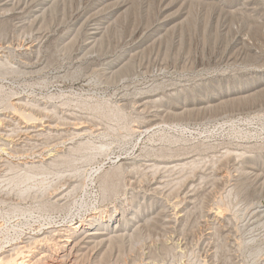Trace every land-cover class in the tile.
Segmentation results:
<instances>
[{"label":"rangeland","instance_id":"rangeland-1","mask_svg":"<svg viewBox=\"0 0 264 264\" xmlns=\"http://www.w3.org/2000/svg\"><path fill=\"white\" fill-rule=\"evenodd\" d=\"M26 1H28L27 4ZM93 1L69 0L63 11L54 14L60 16L61 21L60 17L48 16L50 21L46 19L43 26L39 24L27 26L25 22L30 20H20L16 16L14 18L15 13L20 11L17 6L23 3L24 5L21 7L24 9L21 11L25 13L31 8L32 0H13L14 4L12 3L8 9L0 10V15L10 19L7 36L0 38V54L5 56H3L4 59L8 57L7 60L14 66L25 68L26 65H29L27 67L32 69L29 71L30 74H27L28 72L16 75L8 74L3 79L1 78L0 87L3 91L0 89V97L12 102L20 96L23 101H28L27 112L35 111L33 114L35 113L36 117L34 116V118L32 114L33 118L30 117L32 120L39 117L40 120L44 114L45 116L49 114L48 116L52 117L56 115V118L61 117L59 120L69 119L70 116L72 119L75 116L73 120L77 121L84 119L92 121L91 119H93L101 125H98L101 128H105L106 126L103 125L112 121L111 123L116 128L115 132L119 135L122 134L127 140L123 138L124 143L120 140H118L119 142L114 141L107 154L97 156L94 165L98 168L101 167L102 170H108L120 159H128L129 165L127 164L126 168L124 167L125 170L123 168L121 171L122 178L119 176L121 179H118L120 183L117 189L105 194L107 197L104 198V201L101 198L96 201L94 195L97 188L93 192L89 186L78 193L74 205L71 204L65 208H56L47 202H39L31 197H19L13 191V186H10L4 178V180L1 179L0 252L10 243L19 241L24 234L33 231V229L65 223V220L60 217L65 219L69 209L75 211L84 205L85 210L89 212L97 207V210L102 212L116 209L122 212L125 209L127 217L136 219H131L134 221H132L133 223L131 220L128 221V231L122 235L121 240L119 238V241H116L117 238H114L113 241L103 246L97 257L89 254L80 264H251L254 258L257 264H264V250L254 257L247 248L248 245L256 243L264 244V215L250 216L253 208L251 206H254L255 202L259 201L258 203L264 205V165H254L256 168L248 166V161L254 156L256 158L264 155V90L249 100L218 104L216 107L211 105L212 107L208 106L209 108L206 109L197 107V111L196 108H193V110L190 109L191 111H184L182 116H180L181 114L177 115L178 117L171 116L172 114H169L168 111L160 117V119L163 118L161 121L157 120L158 126L154 125L145 131L139 130L137 126L149 117L151 118L157 110L164 111L166 107L163 106L164 103H158L157 105L151 104L145 110H140L141 112L136 108V100L144 94H157L156 96L162 97L164 102L169 98L167 94L171 92H180V89V93L189 94L191 90V92H196L199 85L205 86L212 80H217L221 84L224 89L222 91H226V88L232 90L240 83L244 85L243 88L247 87L248 84L246 86L243 84L247 77L254 76L256 82L264 81V0H245V2L244 0H201L202 2L188 0V2L194 1L193 7L191 4V12L193 11L194 15L196 12V26L182 29L183 32L182 25L176 24V27L173 24L172 27L175 28H172L171 32L169 31L170 36L174 35L172 39L169 35L168 38L159 37L160 39H156V41H154L155 38L151 39L147 48L145 47L142 51L143 53L140 50L138 58L141 61L137 63L135 74L116 80H109L99 72L105 71L107 61L115 58L120 51V45H134L133 34L142 28L143 24L147 26L158 17L170 15L171 12L167 14L166 9H162L161 6L164 4V8L168 2L174 0L134 1L135 3L133 2L130 8L133 9L128 10L125 21H122L118 36L116 35L114 40L111 39L112 36L110 37L111 42L109 41V45H106L103 52L99 53L100 56L89 57L87 61L90 66L86 64L81 68L80 74L70 75L68 71L76 69L79 64L80 54L78 52H80V45L83 44V33L75 38V46L70 50L73 52L68 51L69 54L56 48L53 42L57 37L68 33V22L70 23L72 19L76 18V15L86 11L89 2ZM208 1L211 2L209 5H207ZM251 1L257 4L254 7L248 6L247 3ZM104 8L106 9L107 6H102L100 9ZM205 21H207L208 27H205ZM221 22L223 24L226 22L225 28ZM247 30L249 31L247 32ZM236 32L248 37V42L255 45L257 51L253 52L246 49L247 47L242 48L241 46L242 49L232 48V38ZM30 43L35 46L28 50L26 46ZM234 50H238L239 54V51L243 50V52L241 51L239 56ZM51 52H56L55 58L58 60H53L48 66L45 61L48 58L51 59L49 57ZM223 55L224 57H222ZM227 56H231L232 59ZM236 56L240 58L238 59ZM42 66L45 68L40 69ZM89 67H93L96 73L92 72ZM189 87L191 88L189 89ZM12 94L15 95L14 98ZM192 98L194 97L189 94L187 99L192 100ZM31 102L36 106L35 110ZM38 104L41 105L40 109L37 107ZM102 106L110 108V110L119 109L122 118L104 116L97 109ZM4 108L7 107H0V110L3 109V117L6 116L4 118L9 119L12 115L16 116L11 107H8V110ZM46 108L51 111V114ZM67 112L70 114L68 115ZM55 117L54 119H56ZM1 125L0 136L2 132L4 134L8 132L2 128L6 124L3 122ZM0 142H2L0 144L2 148L4 140L0 139ZM1 148L0 156L6 158L3 163H0V171L6 172L10 155L6 156ZM162 148H168L169 152L164 155L161 153ZM186 161L188 163L192 161L195 165L185 163ZM148 163L155 164V167H148ZM176 163L179 167L176 166ZM156 165L160 166L159 169ZM44 175L42 179L37 178L35 181H29V184L37 188L50 185L55 176L51 172ZM43 178L45 181H42ZM241 179L248 185L250 196L257 197L255 198L257 200L254 199L255 201L251 204H247L242 197L236 194L235 187L237 182H241ZM157 185L158 190L153 188ZM187 191L191 195L189 198L185 197ZM101 202L102 204H100ZM211 210L223 212L227 219L225 221L210 219L208 214ZM53 216L58 219H51ZM255 218L256 220H254ZM68 219L70 217L66 220ZM132 227L133 229H131Z\"/></svg>","mask_w":264,"mask_h":264},{"label":"bare ground","instance_id":"bare-ground-1","mask_svg":"<svg viewBox=\"0 0 264 264\" xmlns=\"http://www.w3.org/2000/svg\"><path fill=\"white\" fill-rule=\"evenodd\" d=\"M12 1L13 0H0V10L8 9L12 5V3H13ZM67 1L69 2V0H32L31 3H33V4L31 6V8L28 11H26L25 13H22V11H21V9H24L21 7L22 5H24L22 3V5L20 4V6L19 5L17 6V8L19 7L18 9H20V11L15 13L14 18L16 16L20 20H26V21L30 20L29 21L30 23L28 21L25 22L26 23L25 25H27V26L28 25L34 26L37 24L42 25V24H44L45 21H47L46 19L49 20L48 16L56 17L57 15L56 16L54 15V14H56V12L63 11L64 7L67 6L66 5ZM110 1H111V3H110ZM134 1L136 2V0H94L93 2H89V5L87 6L86 11H83L82 13L76 15V18L72 19L70 23L68 22V28H67V29H69L68 33L66 35L63 34V35L57 37L56 41H54L53 43L56 46V48L64 50V52H67V54H69V52L70 53L73 52L70 50H72V48H74V46H75V42H74L76 40L75 38L78 37V35H80L81 33H83L82 34L84 36L83 44L80 45V52H78L80 54V57H79L80 60L78 61L79 64L77 65L76 69H74L72 71H68V72H70V75L80 74L82 72L81 68L83 66H85L86 64H88V66H90V63L87 61V60H89V57H91L93 55L100 56L99 53H102L103 50L105 49V46L109 45V41L111 39H113L118 33H120L119 31H120L122 21L123 22L125 21L128 10L131 8V5ZM196 1H195V3H196ZM27 2L28 1H26V4H27ZM79 2H80V0H79ZM193 2L194 1L188 2V0H176V1L174 0L173 2L172 1L168 2L164 8H163V6H164V4H163V6H161L162 9H164V10L166 9L165 12L167 11V14H168V12H171L170 15L168 14V16L158 17L157 19L153 20L154 22L149 23L147 26H145V24H143L145 27L143 26L142 28H139V26L134 22L135 25H137L139 28V29L137 28L138 30H136V32L134 31L135 33L133 32L134 33L133 34L134 35V41H132V42H134L133 43L134 45H132V46H127V44L126 45L125 44L120 45V51L118 52V54L115 56L114 59L107 61L105 71L104 70L100 71L99 72L100 75L102 73V75H105V77H107V79H109V80L115 79L116 80V79H119V78L121 79L124 77L128 78V77L132 76L133 74H135L136 69H137L136 66H138L137 63L139 61H141V60H139L138 55L144 50V48L151 41V39L155 38L154 41H156V39H160V38L163 39V37L164 38L167 37L169 35V33L171 32L172 28H175V27H172L173 24L175 26H176V24L182 25L181 30L182 29L185 30L187 28H191V27L196 26V20H197L195 17V16H197L196 12H194L195 15L192 14L193 11L191 12V8L194 6L192 4ZM244 2H245V0H244ZM207 3H208L207 5H209L211 2L208 1ZM212 3H214V2H212ZM87 4H88V2H87ZM191 4H192V7H191ZM247 4H248V6L251 5L252 7H254V5H256L257 3L251 1ZM207 5H205V6H207ZM27 6H29V5H27ZM102 6H104V7L107 6V8L106 9L104 8L105 10L100 9ZM199 6H200V4H199ZM243 7H244V5H243ZM208 8H209V6H208ZM132 9H130V10H132ZM15 10H16V8H15ZM60 13H59V15H60ZM133 15H134V13H133ZM69 16H71V15H69ZM221 16H222V14H221ZM57 17H60V16H57ZM62 18H64V17H62ZM70 18H72V17H70ZM50 19H51V17H50ZM224 19H225V17H224ZM9 20L10 19H7V17L5 18L4 15H0V38L5 36V35L7 36V33L9 32L8 29L10 27V25H9L10 21ZM226 20H227V18H226ZM60 21H61V17H60ZM207 21H205V23H204L205 27L207 26V24H206ZM223 21H225V20H223ZM58 23H59V21H58ZM22 24H24V23L22 22ZM225 25H226V22L223 24L224 28H225ZM12 26L14 27V25H12ZM254 28H255V26H254ZM250 29H251V27H250ZM173 31H174V29H173ZM234 31H235V29H234ZM248 31L249 30H247V32ZM203 33H206V32H203ZM180 35L182 36V34H180ZM40 36H42V35H40ZM111 36H112V38L110 39ZM130 36H132V35H130ZM169 37H170V39H172L174 37V35L173 36L169 35ZM247 39H248V37H245L244 34H241L240 32L234 33L233 38H232V43H233L232 48L235 49L236 47H238L239 49H242L243 47H245V48L247 47L246 49H248L250 51H253V52L257 51V49L255 48V45L248 42L249 40H247ZM180 40H182V39H180ZM166 42L168 43L167 40H166ZM229 42H228V44H229ZM34 46H35V44L30 43L26 46V49L29 50V49L33 48ZM240 46L242 48H240ZM140 50H141V52H140ZM78 51H79V48H78ZM241 51L243 52V50H241ZM241 51H239L240 54L242 53ZM157 52H158V49H157ZM159 52H160V50H159ZM165 52H166V50H165ZM235 52H237V54H239L238 50ZM37 53H39V52H37ZM55 53L56 52H51V55H49V57H51V59L50 58L46 59L47 61H45V62H47L48 66H49V64H51L53 62V60H55V59H56L55 61L58 60L57 58H55L57 55V54L55 55ZM145 53H146V51H145ZM224 54H226V53H224ZM240 54H239V56H240ZM151 55H152V53H151ZM3 56L4 55L0 54V79L1 78L3 79L8 74L16 75V74H22V73H27V72H28L27 74H30L29 71H31L32 69L28 68L29 65H26L25 68L14 66V64L12 65L11 62L9 60H7L8 57L6 59H4ZM164 56H165V53H164ZM142 57H143V55H142ZM222 57H224V55ZM230 57L231 56H229L228 58L232 59ZM232 57H233V54H232ZM39 58H40V56H39ZM34 59L33 60L31 59V61H34ZM36 60H38V59H36ZM14 61H16V60H14ZM40 61H42V60H40ZM44 66H42L40 69L46 67V66L45 67ZM89 68L92 70V72L95 71V69H93V67H89ZM33 73H34V71H33ZM95 73H96V71H95ZM9 76H11V75H9ZM243 84H245V86L247 84L248 85H247V87L243 88L244 85H242L240 83L237 85V87H235L232 90L230 88H226V91H222L224 89H222L221 84L217 80H212V81L207 82L205 84V86L199 85V89H197L196 92H191L192 91L191 90L189 94H191L192 97H194V98H192V100L187 99L189 96L188 93L187 94L186 93H180L181 89H180V92L175 91V92H171L170 94H167V95H169V98L166 99L164 102H163L162 97L158 98L156 96L157 94H155V95H145L144 94V96H140V98H138L136 100V108L139 111L145 110L147 107H150L151 104L157 105L158 103H160V104L164 103L163 106L166 107V109L165 110L163 109L164 111H162L160 109L157 110L155 113L152 114L153 116L151 118L149 117L147 120H144V122H141L137 127L141 131H145V130L152 128L154 125H157L159 123L157 120H159L160 117L163 116L164 113L166 114V112H168V111L170 112L169 114H172L171 116L178 117L177 115L181 114L180 116H182L183 115L182 113L184 111H187V110L189 111L190 109L193 110V108H196V111H197V107H203V109L205 107V109H206V108H209L211 105L212 106L214 105L216 107V105L218 106V104L223 105L225 103L228 104V102L229 103L235 102L237 100H239V101L249 100V99L255 98L260 92H262L264 90V81L256 82V79L254 78V76L252 78H248V77L245 78V81ZM190 88L191 87H189V89ZM0 89H2V88L0 87ZM195 89H196V87H195ZM2 91H3V89H2ZM13 96H15V95L12 94V97ZM8 97H10V96H8ZM0 104H4L1 106H5L7 108L11 107L14 110V114L17 116L16 117V116L12 115L9 117V119L4 118L6 116L3 117V113H2L3 109L0 110V122L2 120H4L3 122L6 124V126H4L2 128L4 131H8L6 134H4L3 132H2L3 134L1 133L0 139H3L4 142H3L2 148H1V146H0V148H1V150H3L4 154H6V156L10 155L9 156V163H8V166L6 167L7 171L6 172L0 171V180L3 178L5 180H7L6 182H9L10 186H13V191L16 192L17 196L22 197V198H24V197L30 198L31 197V199L33 198L39 202H47L56 208H65V207H69L71 204L74 205L76 203L77 195H79L78 193H80V191L83 190V188H85V187L90 186V188L93 189V192H95L94 189L97 188V190H96L97 192H95V195H94L96 197L95 198L96 201L98 200V198H101V200L104 201V198L107 197L105 194H107L108 192L111 193L112 191L117 189V186L120 183L118 179L121 177L120 176L121 171H123V168L125 166H127V164L129 165L128 159H124V160L120 159L118 162L116 161L115 162L116 164L108 170H102L101 167L98 168L97 166L94 165V161H95V159H97V156H99V155L101 156L102 154H105V153L107 154L114 141H116V140L122 141L124 138V136L122 134L119 135L115 132L116 128H115V125L113 126V124L111 123L112 121L109 123L107 122V125H103V126H106L105 128H101L98 126L100 124H98L97 121L95 122L88 115L87 116L92 121L85 120V119L83 121L73 120V118H75V116L72 119L70 116L69 119L67 118L68 120L67 119L59 120L61 117H59V118L57 117L58 120H56L57 119L55 117L56 115L54 116L56 119H54V117H52V116H48L49 115L48 112H50V114H51V111H49V109H47V108L46 109L48 110V112H47L48 115H46V116H45V114H44V116L40 115L42 117V119L44 118L45 120H42V119L39 120V118H40L39 116H38L39 118H36L37 120L36 119L32 120V119H30V117L33 114V112H35V111H33L32 106H31V105L34 106V104H32V102H31L30 106H31V109L33 112H31V113L29 111L27 112L28 101L27 102L23 101L20 98V96L17 100H14L12 102L6 101V98L0 97ZM40 106L38 104V106H37V107H39L38 109H40ZM35 107L36 106H34V110H35ZM7 108H4V109L8 110L9 108L8 109ZM12 109H10V110H12ZM44 109H45V107H44ZM97 109L104 116L105 115L107 117L111 116L113 118L118 117L119 119L122 118V115H121L119 109L117 110L116 108H114V109L110 110V108L108 109L105 106H102V107H100V109L99 108H97ZM36 111H37V108H36ZM5 112H4V114H6ZM45 112H46V110H45ZM194 112H195V110H194ZM52 114H54V113L52 112ZM69 114L70 113H68V115ZM72 114H74V113H72ZM36 115H37V113H36ZM32 116L34 117L35 113ZM33 117H31V118H33ZM28 119H30V120H28ZM77 119L79 120V118H77ZM162 119L163 118H161L160 121ZM118 122H119V120H118ZM125 140H127V139H125ZM122 142L124 143V141H122ZM1 143L2 142H0V144ZM167 152H169L168 148H165V149L162 148L161 153H164V155H165V153H167ZM114 153H115V151H114ZM263 156H257L256 158H254L255 157L254 156L252 159L250 158L251 160L248 161V163H249L248 166L250 165L252 168H256V167H254V165H262V164L264 165V157ZM0 157H1L0 163L1 162L3 163V161L5 160L6 157L5 158H2L3 156H0ZM242 158H243V156H242ZM236 160H238V159H236ZM185 163H188V162L186 161ZM191 163H192V161H191ZM191 163H190V165H191ZM192 164L195 165V163H192ZM225 164H226V162H225ZM225 164H223V165H225ZM179 165H181V164H179ZM149 166L154 168L155 164L148 163V167ZM156 166H158V165H156ZM176 166H178L177 163H176ZM159 167L160 166H158V169H159ZM190 167H192V166H190ZM3 168H5V167L3 166ZM125 168H124V170H125ZM128 168H129V166H128ZM183 168H185V167H183ZM173 169H174V167H173ZM162 170H163V168H162ZM48 172L49 173L51 172V174L55 176L54 180L51 181L52 183L50 185H48V186L43 185L42 188H40V187L37 188L36 186H31L29 184V181H33V180L35 181V179H37V178L42 179V176L44 177L45 173L49 174ZM127 172H129V171H127ZM245 173H247V172H245ZM248 174H249V172H248ZM259 174L262 175L260 172H259ZM154 178H156V177H154ZM256 180H258V179H256ZM42 181H45L44 178ZM263 182H262V184H263ZM43 183H45V182H43ZM247 186L248 185L246 184V182L242 181V179H241V182H237V185L235 187L236 189L235 188L234 189L236 190V194L239 195L240 197H242L243 200H245V202L247 204H251L253 201L257 200V199H255L257 197L250 196V192L248 191ZM153 188L158 190L159 187L157 185ZM111 196H113V195H111ZM189 196H191V195H189L188 191H187L185 193V197L189 198ZM108 197H109V195H108ZM201 198H199V199H201ZM184 200H185V198H184ZM258 202H255L254 206L250 205L251 207H253L251 209L252 213L250 214V216L259 215V214H261L260 216L264 215V205H262L261 203H258ZM97 204H99V203H97ZM100 204H102V202ZM130 204H132V203H130ZM83 206L84 205H81L76 210L74 209L75 211H73L72 209H69L65 215V219H64V217L61 218L59 216L60 219L65 220L64 221L65 223H63V224L58 223V226L57 225H51V226H47L46 228L45 227L44 228L38 227L35 230L33 229V231H31V232L30 231L28 233L25 232L26 234H24L19 241H17V242L15 241L12 244L10 243V245H8L4 250L2 249V251L0 252V264H35V263H39V264H80L81 261L84 259V257L89 255V254L91 256L97 257L99 255L101 249L103 248V246H105V244L109 243L110 241H113L114 238H117L116 241L119 238H120L119 240H121V238H123L122 235L126 234V232L128 231V226H127L129 224L128 221H130L132 218L134 219V217H127V214L124 211L125 209L122 212L119 211L118 209L113 210V211L107 210L106 212H102L101 210L100 211L97 210V208H98L97 207L92 212H89V211L85 210V208ZM131 209H133V208H131ZM220 209H222V208L220 207ZM138 210H139V208H138ZM211 211L208 214L210 219L218 220V221H220V220L225 221L227 219L226 215L223 214V212H219V211L213 212V210H211ZM159 212H160V210H159ZM128 213H129V211H128ZM137 213H139V212H137ZM134 215H135V213H134ZM179 216H181V215H179ZM69 217H70V219L66 220ZM53 218L58 219L57 217H54V216L51 217V219H53ZM149 220H151V219H149ZM254 220H256V218ZM67 221H68V223H67ZM132 221L133 220H131V222ZM136 222H137V220H136ZM146 224H147V222H146ZM130 225H131V223H130ZM132 225H134V224H132ZM142 227H144V226H142ZM134 228H136V227H134ZM131 229H133V227ZM136 231H138V230H136ZM122 241H123V239H122ZM114 244H115V242H114ZM122 244H120V245H122ZM51 245H53V246H51ZM247 248H248L249 253L255 257L261 251L264 250V244L256 243L253 245H248ZM104 252H106V251H104ZM102 256L103 255L101 254V257ZM255 261L256 260L254 258L251 261V264H257ZM82 264H84V263H82Z\"/></svg>","mask_w":264,"mask_h":264}]
</instances>
